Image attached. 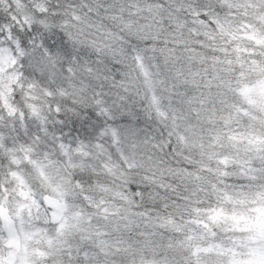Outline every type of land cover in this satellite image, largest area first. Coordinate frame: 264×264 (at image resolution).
<instances>
[{
    "label": "snow or ice",
    "instance_id": "1",
    "mask_svg": "<svg viewBox=\"0 0 264 264\" xmlns=\"http://www.w3.org/2000/svg\"><path fill=\"white\" fill-rule=\"evenodd\" d=\"M0 264H264V0H0Z\"/></svg>",
    "mask_w": 264,
    "mask_h": 264
}]
</instances>
